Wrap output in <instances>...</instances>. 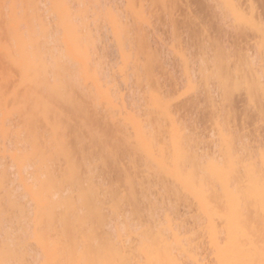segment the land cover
I'll list each match as a JSON object with an SVG mask.
<instances>
[{"label": "bare ground", "instance_id": "obj_1", "mask_svg": "<svg viewBox=\"0 0 264 264\" xmlns=\"http://www.w3.org/2000/svg\"><path fill=\"white\" fill-rule=\"evenodd\" d=\"M4 3L19 6L12 34ZM93 5L151 19L132 32L118 70L111 48L94 46V22L109 9ZM262 13L264 0H0V259L258 261L242 241L264 226L261 35L234 24ZM205 35L240 38L254 62L209 56ZM46 76L68 86L37 90ZM180 125L194 154L187 167L177 162ZM193 136L205 146L193 148ZM241 137L253 145L245 166L236 162Z\"/></svg>", "mask_w": 264, "mask_h": 264}, {"label": "snow or ice", "instance_id": "obj_2", "mask_svg": "<svg viewBox=\"0 0 264 264\" xmlns=\"http://www.w3.org/2000/svg\"><path fill=\"white\" fill-rule=\"evenodd\" d=\"M3 9L6 13L5 21H6V32L9 34L14 33L16 27V18L12 14V9L19 7L18 5H13L9 3H4ZM62 7L71 9L75 11L77 8H83L84 5H73V4H66ZM93 8H106L109 11L106 14H101L95 20V28L94 32H100L101 36L96 37L94 35V46L99 48L101 41L103 40L106 47L111 48V59L114 61L113 68L119 69L120 65L124 62V58H127L129 54L132 52L131 48V40H132V32L136 27L143 26L148 28L151 24V19L147 15V13H140L137 17H133L131 15L125 16L124 13L117 11L115 8H110L107 5H93L89 6ZM223 7H230L229 5H224ZM82 27L86 28L92 25L93 21L89 19L87 22L83 21L82 19L79 20ZM47 27L49 31H54L56 27V23L53 18H49L46 21ZM234 27L237 31H242L244 29H252L258 30L261 35V42H260V59H261V66L264 68V13H262L259 22L257 23L251 17H239L235 18ZM107 33L106 36L103 33ZM204 49L207 54L216 59H224L230 63H237L244 64L254 62V51L253 52H244L243 45L241 43V39L238 38L232 41H225L220 38L211 39L207 35L204 37ZM25 71L26 78L28 76L27 70L22 69ZM111 74L109 73V76ZM262 83H264V72L261 74ZM55 84L58 90H62L68 86V81L56 82L50 76H46L45 79L41 82L38 81L34 84V87L40 91H46L50 86ZM84 103L87 105L89 103L88 100H85ZM142 104H147V99H143L140 101ZM162 107H164L162 103ZM261 112L264 115V99L261 101ZM142 127H146L143 122H141ZM181 131V138L179 141V152L177 162L179 164L184 165L187 167L189 163L193 162L194 154L191 150L187 148L185 143V138L190 135L188 128L184 125H180ZM60 135L63 136V128L60 130ZM193 143L192 147H204L205 145L196 137L193 136ZM62 144L65 149H67L68 145L66 141H62ZM253 147L251 142L243 137H241L237 152L238 155L236 157V162L241 165L245 166L246 162H250L251 156L249 154L250 149ZM261 148L264 151V137L261 139ZM239 203L237 204L235 211L238 213H242L246 210V206L244 201L247 197L241 193L239 197H237ZM264 199V197H262ZM195 239V237L193 238ZM244 250L247 252H258L259 260L256 259H249L244 261L243 264H264V226L261 227L259 238L256 237L255 231L253 230L243 241ZM8 252V244H5V253ZM0 264H22L21 261L13 260V259H0ZM212 264H216L215 261ZM221 264H238V262H231V261H222Z\"/></svg>", "mask_w": 264, "mask_h": 264}, {"label": "rangeland", "instance_id": "obj_3", "mask_svg": "<svg viewBox=\"0 0 264 264\" xmlns=\"http://www.w3.org/2000/svg\"><path fill=\"white\" fill-rule=\"evenodd\" d=\"M167 59H168V57H167ZM168 61H169V60H168ZM170 62H171V60H170ZM169 65H171V63H170ZM171 68H173V67H171Z\"/></svg>", "mask_w": 264, "mask_h": 264}]
</instances>
